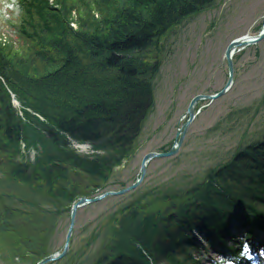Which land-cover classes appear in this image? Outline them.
I'll return each instance as SVG.
<instances>
[{
	"label": "trees",
	"instance_id": "16d2710c",
	"mask_svg": "<svg viewBox=\"0 0 264 264\" xmlns=\"http://www.w3.org/2000/svg\"><path fill=\"white\" fill-rule=\"evenodd\" d=\"M216 1L0 0V32L5 27L13 35L5 46L0 41V173L22 180L34 196H71L68 205L98 195L112 165L101 156L75 153L72 142L133 143L153 106L152 77L160 67L141 63L134 54ZM8 51L12 61L3 60ZM78 82L92 84L99 96L83 98ZM23 141L37 148L34 162L21 159ZM85 176L90 180L83 189ZM189 194L186 203L153 220L124 214L125 223L133 225L116 232L98 264H207L206 248L194 231L227 250L212 264H235L246 248L244 238L230 243L235 221L246 238L264 227V138L237 151ZM6 226L3 236L12 232ZM47 255L39 253L32 262Z\"/></svg>",
	"mask_w": 264,
	"mask_h": 264
},
{
	"label": "rangeland",
	"instance_id": "374dc122",
	"mask_svg": "<svg viewBox=\"0 0 264 264\" xmlns=\"http://www.w3.org/2000/svg\"><path fill=\"white\" fill-rule=\"evenodd\" d=\"M96 16L102 17V13L96 11ZM186 20L156 45L134 54V59L137 57L141 63L160 64L152 77L155 100L135 141L126 147L91 143L87 150L73 149L86 158L101 156L102 163L112 165L109 171L105 170L108 176L102 183L103 191L131 186L140 175L141 160L146 154L170 150L178 130L188 119L192 98L223 89L229 75L226 48L234 39L257 35L264 29V0H217L207 10ZM72 25L75 29L79 27L76 22ZM8 36V28H2L3 46L10 41ZM10 53L5 52L3 60L12 61ZM234 61L232 88L220 99L198 104L197 117L189 126L179 153L153 159L142 185L132 192L80 208L70 253L49 264H98L107 256L106 247L113 245L116 232L133 225L125 223L124 214H137L139 218L146 215L153 220L169 213L186 203L189 190L201 187L237 151L264 138V41L237 51ZM77 86L83 90V98L99 96L92 84L78 82ZM18 113L25 117L21 109ZM21 145V159L34 162L38 156L34 144L29 147L23 141ZM89 180L85 176L81 188L85 189ZM76 190L74 187L72 191ZM100 190L97 194L103 192ZM30 192L22 180L0 173V264H34L32 261L39 253L42 256L57 253L64 247L72 204L68 205L65 199L71 196L64 198L44 192L34 196ZM23 223L32 228L23 229ZM4 226L12 231L5 232V236L1 232ZM197 235L206 242L202 234ZM236 236L240 238L243 232ZM259 237L251 238L247 245L257 253V258L253 263L242 258L239 264H264V245L259 244ZM220 251L221 247H209V260L219 256Z\"/></svg>",
	"mask_w": 264,
	"mask_h": 264
},
{
	"label": "water",
	"instance_id": "95a60500",
	"mask_svg": "<svg viewBox=\"0 0 264 264\" xmlns=\"http://www.w3.org/2000/svg\"><path fill=\"white\" fill-rule=\"evenodd\" d=\"M264 41V30L262 32H260L257 35L252 36H242V38H237L234 39L232 41V43H230L227 47V51L225 54L226 60L228 61V72H229V79H228V83L226 84V86L223 88V90L213 94V95H208V94H202V95H198L195 96L192 101L190 102V106L188 109V114L190 116V119L184 124V129L181 131H179L178 133V141L176 142L175 145H173L172 150L168 151V152H162V153H158V152H151L147 155H145L142 159V164H141V169H140V176L139 178L133 182V184H131V186L129 187H125V188H121V190H110V191H106L103 193H100V195L95 196V197H80L78 200H76L73 204H72V209H71V221L69 224V230L66 234V242L65 245L62 249V251L54 253L49 255L48 257H45L41 260H39V262L37 264H49L51 262H56L59 261L60 259L64 258L65 256H67L70 252V246H71V242H72V237L74 235L75 232V226H76V222H77V214L80 208L82 207H86L90 204H96V203H100V201H103L111 196H121L124 195L126 193L132 192V190L137 189L138 187H140L144 181V179L146 178V175L148 173L147 168H148V163L151 162V160L153 158H162V157H172L174 154L178 153L180 150V147L183 144L184 141V136L187 132L188 126L189 124L193 121V119L196 117L195 116V108L197 106L198 102H201L203 100H209V101H213L216 99H219L221 97H223L233 86L234 84V75H235V71H234V61H233V57L234 54L237 51H241L243 48L247 47V46H252L254 44H258L259 42ZM16 105H19V102H17V100H14Z\"/></svg>",
	"mask_w": 264,
	"mask_h": 264
},
{
	"label": "bare ground",
	"instance_id": "6f19581e",
	"mask_svg": "<svg viewBox=\"0 0 264 264\" xmlns=\"http://www.w3.org/2000/svg\"><path fill=\"white\" fill-rule=\"evenodd\" d=\"M87 147L86 145H82L81 148L84 149V150H87Z\"/></svg>",
	"mask_w": 264,
	"mask_h": 264
},
{
	"label": "flooded vegetation",
	"instance_id": "af4514ba",
	"mask_svg": "<svg viewBox=\"0 0 264 264\" xmlns=\"http://www.w3.org/2000/svg\"><path fill=\"white\" fill-rule=\"evenodd\" d=\"M177 136V135H176Z\"/></svg>",
	"mask_w": 264,
	"mask_h": 264
}]
</instances>
